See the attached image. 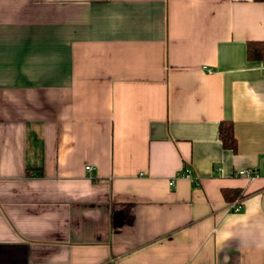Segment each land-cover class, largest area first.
<instances>
[{"label": "crops", "instance_id": "obj_1", "mask_svg": "<svg viewBox=\"0 0 264 264\" xmlns=\"http://www.w3.org/2000/svg\"><path fill=\"white\" fill-rule=\"evenodd\" d=\"M252 41L264 0H0V264H264Z\"/></svg>", "mask_w": 264, "mask_h": 264}, {"label": "trees", "instance_id": "obj_2", "mask_svg": "<svg viewBox=\"0 0 264 264\" xmlns=\"http://www.w3.org/2000/svg\"><path fill=\"white\" fill-rule=\"evenodd\" d=\"M246 52L248 60H264V41L248 42ZM218 136L224 148L236 152L237 141L231 121H222L220 123ZM222 193L227 201H233L242 197L241 192L238 190H223Z\"/></svg>", "mask_w": 264, "mask_h": 264}, {"label": "built area", "instance_id": "obj_3", "mask_svg": "<svg viewBox=\"0 0 264 264\" xmlns=\"http://www.w3.org/2000/svg\"><path fill=\"white\" fill-rule=\"evenodd\" d=\"M93 168L91 166H86V170L87 171H91ZM180 175H184L187 178H190V180L193 182L194 179L192 177L191 171L186 168L182 171V174ZM235 176L239 177V178H246V179H254L255 177H257V173H255L254 171L248 170V169H241L235 172ZM170 185L173 184V182H169ZM231 207H233L235 210L238 209L237 208V204H232Z\"/></svg>", "mask_w": 264, "mask_h": 264}]
</instances>
